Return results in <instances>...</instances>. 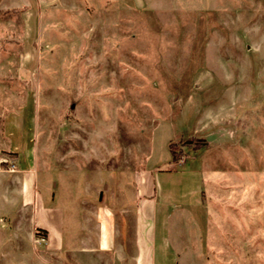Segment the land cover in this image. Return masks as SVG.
I'll list each match as a JSON object with an SVG mask.
<instances>
[{
  "label": "rangeland",
  "instance_id": "1",
  "mask_svg": "<svg viewBox=\"0 0 264 264\" xmlns=\"http://www.w3.org/2000/svg\"><path fill=\"white\" fill-rule=\"evenodd\" d=\"M213 86L240 143L212 149V199L192 178L159 211L156 264H264V0H0V149L31 135L37 217L67 249L93 244L102 198L127 237L138 174L184 157L200 103L182 106ZM3 154L0 264H37Z\"/></svg>",
  "mask_w": 264,
  "mask_h": 264
},
{
  "label": "crops",
  "instance_id": "2",
  "mask_svg": "<svg viewBox=\"0 0 264 264\" xmlns=\"http://www.w3.org/2000/svg\"><path fill=\"white\" fill-rule=\"evenodd\" d=\"M195 91L192 90L188 94L181 111H184L193 98L195 101L198 99L200 104L197 116L193 119L195 134L193 139L202 141L204 145L195 150L182 146L184 156L182 160L156 170V174L146 170L140 171L135 186L139 201L134 208L132 231L127 237L123 232L120 233L121 230L120 234L117 233L112 210L103 198L99 200L94 217L95 241L90 246V237L87 236V242L84 241L83 247L77 251L72 247L69 249L65 247L62 230L60 232L61 220L53 225L37 217L35 195H33L34 176L31 177V173H34L31 162L34 165L35 155L31 135L29 138H22V141H25L22 151L17 149L16 138L8 137L10 144L7 149H0V164L9 162V157L3 152L14 154L10 160L14 162L15 169L10 173L20 179L21 198L23 197L24 200L26 198L20 208L22 207L24 211L32 208L30 209L32 230L40 229L46 232V240L36 255L37 264H156V228L159 211H162L161 220L163 221L164 218L168 223V215H166L168 201L177 193L178 188L185 189L192 178L196 180L198 188L203 193L202 196H204V184L207 183L210 187L209 198L212 199V156L209 158V155L213 148L227 153L229 148L236 147L240 143L237 138L240 131L238 123L234 119L218 116L217 110L212 111V106L206 105L207 102L218 98L221 88L213 86L208 92L202 91L200 98ZM28 93L32 94V91L28 89ZM204 97H207V100ZM3 139L7 141L5 136ZM45 212L46 210H42L41 215L44 216ZM32 233L34 236V232ZM33 244L41 243L37 241Z\"/></svg>",
  "mask_w": 264,
  "mask_h": 264
},
{
  "label": "trees",
  "instance_id": "3",
  "mask_svg": "<svg viewBox=\"0 0 264 264\" xmlns=\"http://www.w3.org/2000/svg\"><path fill=\"white\" fill-rule=\"evenodd\" d=\"M195 141H197V142H193V139H192V140H188V141H185V142H186V145L188 147H191L193 150L199 149V148H201L204 145L202 141H199V140H195ZM171 147H172V144L170 145V148ZM171 153H172V162L178 161L179 158L176 157V155L172 151H171ZM13 155L14 154H11L10 157H12ZM0 166L3 167L4 163H1ZM34 236L37 237V238H39V237L46 238V232H44V231H42L40 229H35Z\"/></svg>",
  "mask_w": 264,
  "mask_h": 264
},
{
  "label": "built area",
  "instance_id": "4",
  "mask_svg": "<svg viewBox=\"0 0 264 264\" xmlns=\"http://www.w3.org/2000/svg\"><path fill=\"white\" fill-rule=\"evenodd\" d=\"M181 160H182V159H181ZM9 167L11 168V169H9V170L12 171L13 168H14V165H13V164H9Z\"/></svg>",
  "mask_w": 264,
  "mask_h": 264
}]
</instances>
